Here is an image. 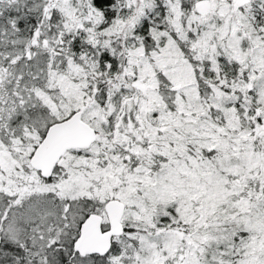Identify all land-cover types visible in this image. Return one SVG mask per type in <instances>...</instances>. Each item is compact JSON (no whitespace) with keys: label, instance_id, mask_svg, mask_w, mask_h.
<instances>
[{"label":"snow or ice","instance_id":"1","mask_svg":"<svg viewBox=\"0 0 264 264\" xmlns=\"http://www.w3.org/2000/svg\"><path fill=\"white\" fill-rule=\"evenodd\" d=\"M0 264H264V0H0Z\"/></svg>","mask_w":264,"mask_h":264}]
</instances>
